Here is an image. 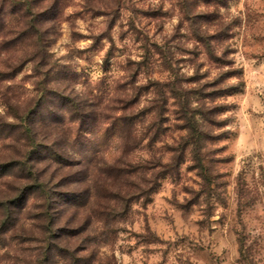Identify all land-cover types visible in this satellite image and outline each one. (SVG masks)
I'll list each match as a JSON object with an SVG mask.
<instances>
[{
	"label": "rangeland",
	"instance_id": "374dc122",
	"mask_svg": "<svg viewBox=\"0 0 264 264\" xmlns=\"http://www.w3.org/2000/svg\"><path fill=\"white\" fill-rule=\"evenodd\" d=\"M223 72L237 89L204 97ZM41 90L31 118L74 165L51 220L30 197L0 226V264H264V0H0V116ZM18 134L0 133V197Z\"/></svg>",
	"mask_w": 264,
	"mask_h": 264
},
{
	"label": "trees",
	"instance_id": "16d2710c",
	"mask_svg": "<svg viewBox=\"0 0 264 264\" xmlns=\"http://www.w3.org/2000/svg\"><path fill=\"white\" fill-rule=\"evenodd\" d=\"M27 7L30 9L31 15H34L33 18L28 22L29 26L27 31L29 33V36H31L32 38L36 37L37 43L35 42L33 47V49L35 50L34 54H37L36 57H39V55L42 57L43 55L40 54L41 52L39 50L42 51L43 48L41 46V42H38L41 34L40 27L38 26L39 18L35 15L34 12H32L30 6ZM206 47L209 55L215 61L221 60L218 55L214 54L209 44H206ZM229 73L230 72L220 73L213 80H209L203 83L202 88L204 90L207 88L210 89L207 93L204 94L206 96H203L214 99L216 97L235 91L239 83L228 84L225 82ZM45 75H47V72L45 73ZM43 89H45V86H43ZM41 92L42 94L39 100L35 101L34 105L30 109L23 112L15 107V105L12 106V104H8L7 107L10 110V112L8 113L12 117V121H9L8 118L0 116V133L6 130H9L10 132L13 131L15 133L17 132L19 133L18 136L24 140L20 158H18L17 160L14 159L7 164V167L13 169L9 170L10 172H8V175L14 176L16 179L15 182L10 183L11 191L0 197V226L3 228H7L9 224H12L13 221H15L17 217L16 214L26 206V203L30 197H35L36 199H39L41 201L39 205L40 210L37 214H35L36 217L51 220L53 218V215L51 213L52 205L56 202V197L62 194V192L59 190L60 185L55 180L59 176H62V170L70 168L74 165L72 163V160L65 158L57 153V150L55 149L58 146L56 135L57 132L45 133L42 127L37 125L34 118H31L34 117V115L36 116V113H39V109L48 102V97L53 93V91L51 90L45 93H43V90H41ZM215 107L216 106L208 107L206 106L205 102L202 101L198 105L197 114H200L203 118L209 120L215 112ZM158 110L159 115H161V109L159 107ZM70 119H72L73 121L76 120V118ZM61 121H63V118H61L58 123H60ZM42 142L44 143L43 147L47 149L46 151L49 153V155L40 158V145ZM192 143H196L197 145H199V143L195 141H193ZM175 158L173 159L177 160V157ZM41 162L46 163V167H44V170L40 168ZM165 166L168 165H164V167ZM141 167L147 170L151 169L147 168L145 165H141ZM48 168L53 172L51 171L52 173H49ZM112 198L113 200L117 201V203L120 200L127 202V198H125L121 193L116 192V194H114ZM115 207L116 204L110 206L109 208L110 210H114ZM60 209H62V207Z\"/></svg>",
	"mask_w": 264,
	"mask_h": 264
}]
</instances>
